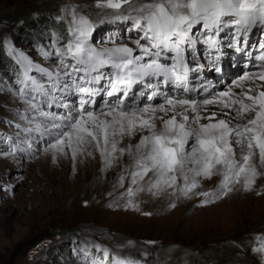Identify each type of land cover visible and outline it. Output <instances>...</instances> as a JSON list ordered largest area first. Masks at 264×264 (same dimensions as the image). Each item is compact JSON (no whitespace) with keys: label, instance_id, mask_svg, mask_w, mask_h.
I'll use <instances>...</instances> for the list:
<instances>
[{"label":"rangeland","instance_id":"rangeland-1","mask_svg":"<svg viewBox=\"0 0 264 264\" xmlns=\"http://www.w3.org/2000/svg\"><path fill=\"white\" fill-rule=\"evenodd\" d=\"M114 2L122 9L108 8V0H0V264H223V255L264 264V252L256 251L264 245L258 148L248 163L261 168L234 177L221 191L222 170L209 175L212 181L192 174L187 181L178 175L175 183H158L148 173L133 183L135 158L121 156L119 147L108 149L111 156L95 146L73 155L68 147L52 148L54 140L33 143L38 134L30 137L28 130L36 122L21 95L25 72L33 65L54 71L59 59L45 53L64 48L81 19L94 30L90 42L97 49L127 46L139 54L142 33L116 19L130 9ZM153 2L136 0L135 6ZM194 96L200 101L205 95ZM239 151L240 158L248 154L246 145Z\"/></svg>","mask_w":264,"mask_h":264},{"label":"snow or ice","instance_id":"snow-or-ice-1","mask_svg":"<svg viewBox=\"0 0 264 264\" xmlns=\"http://www.w3.org/2000/svg\"><path fill=\"white\" fill-rule=\"evenodd\" d=\"M122 3L128 5L129 14L116 19L133 24L137 35L142 33L140 39L145 43L137 41L139 54L127 46L97 49L90 42L94 30L81 19L64 48L45 53L59 59L54 71L33 65L25 72L27 83L21 95L30 106L29 119L36 122L28 130L29 136L38 134L33 143L54 140L52 148L63 151L68 147L73 155L81 146L95 143L99 148L103 144L102 154L111 156L120 143L118 137L144 131L147 134L139 143L127 149L139 169L132 173L133 183L148 173L159 178L158 183H175L178 175L187 181L192 174L207 177L222 166V191L234 177L248 171L254 148L259 149L264 161V91L256 96L249 94L251 89L241 93L251 103L233 98L231 88L198 101L189 94H211L206 86H190V80L195 83L204 66L189 65L197 63L194 53L203 44L215 48L217 37L233 28L234 34L223 42L232 47L235 40L237 50L242 51L240 45L250 41L252 32L264 29V0H156L139 6H135L136 0ZM107 7L122 9V4L108 0ZM260 51L264 52V44ZM256 58L264 62V55ZM248 79L255 81L247 73L240 77V81ZM259 80L264 81V73ZM232 83L240 86L237 81ZM170 90L188 98H172ZM136 97L148 101L163 98L164 102L158 107L149 103L137 111ZM209 105L220 106L221 111L228 109L224 115L230 118L217 119L214 111L202 117L200 109L207 111ZM250 113L254 118L247 119L246 124L233 123ZM202 119L208 122L201 123ZM234 145L241 151L247 146L243 164L236 158ZM109 146L112 152L107 151ZM119 152L124 156L126 150L120 148ZM250 184L251 179H246L245 187ZM217 194L203 193L206 197ZM256 251L264 252V245ZM104 254L107 256V251Z\"/></svg>","mask_w":264,"mask_h":264},{"label":"bare ground","instance_id":"bare-ground-1","mask_svg":"<svg viewBox=\"0 0 264 264\" xmlns=\"http://www.w3.org/2000/svg\"><path fill=\"white\" fill-rule=\"evenodd\" d=\"M258 33H260V32H255V35L256 34H258ZM252 39H253V41H249L248 43V45L247 44H242V45H240V48L242 49V51L241 52H243V51H256L257 49H259L260 48V45L261 44H264V34L263 35H261V36H254V33L252 34ZM230 51H231V53H233L234 52V50H232V49H230ZM229 51V52H230ZM205 72V71H204ZM239 72H241V70H239ZM261 73H264V68H262V69H258V70H249L248 72H247V74L250 76V77H255V81H253V80H251V79H248V80H244V81H240V79H237L236 77H237V74H233V75H231L230 73H226V74H224V78H225V82H224V85L222 86L220 83H216V81L215 80H217V79H215L214 80V83H216V85H217V90L218 91H215L216 93L215 94H211V95H207V94H204L205 96H203V99H210L213 95H216L218 92H220V91H226V90H228L229 88H231L232 89V92L235 94L234 96H233V98H237V97H241V93H249V89H251V92L249 93L250 95H253V96H256V95H258L259 94V92H261V91H264V81H260L259 80V76H260V74ZM205 76L207 77V74H205ZM208 78V77H207ZM221 81V80H220ZM233 81H237V82H239V84H240V86H237L236 84H233L232 82ZM174 91H172V90H170L169 91V95H170V93H173ZM176 94H178L179 95V98H188L187 96H184L182 93H176ZM175 94V95H176ZM171 96V95H170ZM172 98H175V97H173V96H171ZM176 98H178V97H176ZM191 98H194V99H197L198 101H199V97H196V96H191ZM241 98H243L244 100H245V102L246 103H251V101H248L247 100V97L246 96H244V97H241ZM161 99V100H160ZM201 100L200 101H202L203 99H202V97L200 98ZM164 102V100H163V98H159V99H157V100H155L153 103L151 102L150 104H152V106H154V107H158L159 106V104L160 103H163ZM147 105V104H146ZM146 105H142V106H139V107H137V111L140 109V108H143V107H145ZM216 112L217 113V119H221V118H223V119H229L230 117L229 116H225L224 115V112H228L229 110L228 109H224L223 111H221V108H220V106H214V105H209V106H207V111H205L204 109H203V107L200 109V115L202 116V117H206V116H209L210 114H211V112ZM157 115H161L160 113H157ZM194 115V114H193ZM231 115L232 116H234L235 115V113L233 112V113H231ZM247 119H251V118H254V113H250V114H248L247 116ZM247 119H246V121L245 122H240V121H237V120H235V121H233V123H242V124H246L247 123ZM208 121L206 120V119H202L201 120V123H207ZM157 126L158 127H160V124H159V122H157ZM147 133L146 132H144V131H137V132H135L132 136H125V137H123V138H120V137H118L117 139L120 141V143H118V145H117V147H119V148H124L125 150H126V153H125V155H127L128 154V152H127V149H128V147H129V145H131V146H135L137 143H139V140H140V138L143 136V135H146ZM88 146H95V148L97 149V150H99V151H104V148H103V144H101V147H97L96 145H95V143H92V144H89ZM81 147H83V146H81ZM108 149H111V146H109L108 147ZM108 149H107V151H108ZM234 149H235V151H236V158H237V160H238V162H241V164H243V158H240L239 156H238V153H241L240 151H239V146L238 145H234ZM254 150V149H253ZM129 155V154H128ZM132 156V155H131ZM130 156V157H131ZM247 168H248V170H252V169H254V170H259L258 168H261V167H257L254 163H248V165H247ZM217 170H222V171H225V169L221 166V167H218L217 168ZM218 172H220V171H218ZM248 173V171L245 173V174H247ZM222 174V173H221ZM212 175V174H211ZM214 176V175H213ZM212 178L211 176H207V179H206V176H205V179L204 180H207V181H212L210 178ZM205 182V181H204ZM232 251V250H231ZM235 254V253H234ZM228 257H230V256H228ZM227 257V255L224 257V255H223V257L221 258L222 259V262H223V264H234L233 263V261L234 260H236V262H237V264H248V262H249V260L248 259H244V258H241V257H239V259L238 258H234V256H232V257H230V258H228ZM235 262V263H236Z\"/></svg>","mask_w":264,"mask_h":264},{"label":"trees","instance_id":"trees-1","mask_svg":"<svg viewBox=\"0 0 264 264\" xmlns=\"http://www.w3.org/2000/svg\"><path fill=\"white\" fill-rule=\"evenodd\" d=\"M35 241H37V240L34 239V240H30V241H25V242L21 243L20 246L22 247V249H24L25 247H28V246L32 245L33 243H35Z\"/></svg>","mask_w":264,"mask_h":264}]
</instances>
